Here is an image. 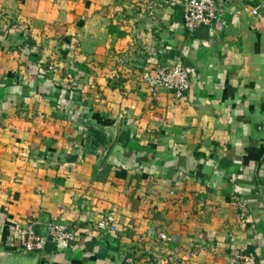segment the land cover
Instances as JSON below:
<instances>
[{
	"label": "crops",
	"instance_id": "0c3cea01",
	"mask_svg": "<svg viewBox=\"0 0 264 264\" xmlns=\"http://www.w3.org/2000/svg\"><path fill=\"white\" fill-rule=\"evenodd\" d=\"M224 2L191 34L180 5L0 0V264H264V0ZM178 58L190 89L152 97ZM54 217L76 241L25 251Z\"/></svg>",
	"mask_w": 264,
	"mask_h": 264
},
{
	"label": "built area",
	"instance_id": "2783aa9c",
	"mask_svg": "<svg viewBox=\"0 0 264 264\" xmlns=\"http://www.w3.org/2000/svg\"><path fill=\"white\" fill-rule=\"evenodd\" d=\"M181 6L183 9L184 26L191 33L201 26L213 27L214 30H223L225 27V2L224 0H149L151 13L165 7ZM264 7V2L255 7L252 12L258 14ZM147 90L152 97H156L161 91H171L176 98H182L191 87L189 70L183 65L181 58L171 65H162L154 69L146 70L142 75ZM112 218L106 217L98 222L97 228L108 230L114 228ZM21 246L27 252H42L49 242L59 246H70L78 238V226L68 224L58 217L52 218L48 223V234L39 233L35 224L21 226L15 225ZM161 240L170 241L167 233H160ZM196 251H192L194 256ZM169 264L177 263L174 255L168 258ZM233 264H258L254 253L241 250L232 258Z\"/></svg>",
	"mask_w": 264,
	"mask_h": 264
},
{
	"label": "trees",
	"instance_id": "16d2710c",
	"mask_svg": "<svg viewBox=\"0 0 264 264\" xmlns=\"http://www.w3.org/2000/svg\"><path fill=\"white\" fill-rule=\"evenodd\" d=\"M94 134L96 135V137H98V135H100V133L98 131H95ZM99 138H100V136H99Z\"/></svg>",
	"mask_w": 264,
	"mask_h": 264
}]
</instances>
